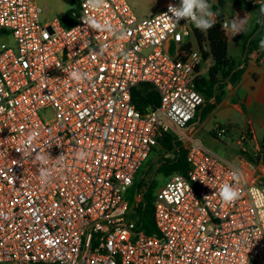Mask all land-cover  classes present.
<instances>
[{
  "label": "built area",
  "instance_id": "2783aa9c",
  "mask_svg": "<svg viewBox=\"0 0 264 264\" xmlns=\"http://www.w3.org/2000/svg\"><path fill=\"white\" fill-rule=\"evenodd\" d=\"M179 3L138 16L127 0L98 8L83 0L68 26L43 23L35 0H0V36L15 41L0 46V264H264V183L247 181L190 130L206 103L196 87L203 57L196 26L183 19L171 26L161 15ZM208 3L232 36L214 12L221 0ZM74 69L91 81L64 71ZM143 84L157 92L159 107H136ZM165 135L184 145L188 166L154 192L148 234L142 209L151 184L136 187V178ZM38 153L49 159L47 184ZM224 184L241 198L223 203Z\"/></svg>",
  "mask_w": 264,
  "mask_h": 264
},
{
  "label": "crops",
  "instance_id": "0c3cea01",
  "mask_svg": "<svg viewBox=\"0 0 264 264\" xmlns=\"http://www.w3.org/2000/svg\"><path fill=\"white\" fill-rule=\"evenodd\" d=\"M262 8L264 3L258 11L261 18L252 20L248 31L244 26L241 33L231 30L233 35L228 37L230 56L241 71L239 79L220 85L216 98L205 103L190 125L198 142L256 184L264 183V47L260 43L258 51L248 55L247 46L260 22L264 41ZM226 20L239 22L236 18ZM213 64L212 58L203 60L199 77H206ZM221 128L226 129L224 135L218 133ZM245 134L248 139L242 143ZM229 147L239 148L241 153L230 154Z\"/></svg>",
  "mask_w": 264,
  "mask_h": 264
},
{
  "label": "trees",
  "instance_id": "16d2710c",
  "mask_svg": "<svg viewBox=\"0 0 264 264\" xmlns=\"http://www.w3.org/2000/svg\"><path fill=\"white\" fill-rule=\"evenodd\" d=\"M227 1H233L235 3H241L240 0H221V5L224 7ZM243 0L242 2H244ZM250 7H253L250 3H247ZM262 5L256 6L254 8L260 10ZM73 11L67 13L66 24L70 26L73 23ZM194 34L196 37V42L198 47L202 50L203 60L212 58L214 64L210 68L208 75L206 77H199L196 82L197 89L205 96L206 103L210 100L216 98V93L220 85L225 82H236L241 71L237 69V64L229 53V41L225 31L221 29L220 24L215 23L214 27L208 29L207 31H202L200 29H194ZM254 38L250 40L247 46L248 55L253 52L258 51L259 45L261 43L262 31L261 22L258 24L255 32ZM204 45L209 47V52L203 51ZM193 48V44H187L184 49L186 53L190 52ZM134 104L140 111H145L148 107H159L160 97L155 92V90L147 84H143L140 88L134 91L133 97ZM174 139L172 136L165 135L158 140L165 150L175 153L173 159H165L157 172L169 178L171 175L177 172L185 173L187 170V158L186 151L182 149L181 143L173 144ZM146 180L142 178L136 182V187H141L146 185ZM154 183H151V187L146 195L149 205L143 210V214L146 217L144 222V227L148 234H153L155 229L153 227L152 214H153V200H154Z\"/></svg>",
  "mask_w": 264,
  "mask_h": 264
},
{
  "label": "rangeland",
  "instance_id": "374dc122",
  "mask_svg": "<svg viewBox=\"0 0 264 264\" xmlns=\"http://www.w3.org/2000/svg\"><path fill=\"white\" fill-rule=\"evenodd\" d=\"M36 4L42 9V21L43 23H49L54 20H60L63 23L67 21V13L69 11L77 10L79 3L83 0H35ZM134 12L138 16H145L155 12L159 7H161L167 0H127ZM215 13L217 10L214 11ZM220 16L226 19L236 18L238 21L240 19H245L247 31L249 30L250 23L252 20H256L258 17L261 18L258 9L250 7L247 1L241 3H235L233 1H227L224 8L220 10ZM231 25V22H230ZM231 29V27H230ZM2 44L14 45L15 41L12 36H0V46ZM174 49H172V52ZM51 115V113H49ZM184 146L183 144H181ZM186 146V145H185ZM230 148V147H229ZM230 154H240L241 150L239 148H230ZM253 156V154H251ZM175 153L165 150L160 144L154 148L149 159L144 163L141 170L139 171L136 181L138 182L142 178L146 180L145 183L155 184L154 191L156 192L162 186H164L169 178L157 172V169L165 159H173ZM229 157V156H228ZM264 182V178L261 180ZM255 264V263H252Z\"/></svg>",
  "mask_w": 264,
  "mask_h": 264
},
{
  "label": "clouds",
  "instance_id": "9594fccd",
  "mask_svg": "<svg viewBox=\"0 0 264 264\" xmlns=\"http://www.w3.org/2000/svg\"><path fill=\"white\" fill-rule=\"evenodd\" d=\"M104 0H88L89 6L93 8H98L103 5ZM211 5L208 3V0H180L179 5H168V13H171L172 16L169 17L168 13L161 14L163 18L169 20L171 22V26L178 24L181 19L190 20L196 28L207 31L214 27L215 21L212 19L214 13L210 10ZM264 12V8L261 9ZM215 15L219 16V13L216 12ZM86 25L95 31H100L104 29V25H101L94 19L84 20ZM246 23L245 19H240L237 23L235 20L229 26L228 24H223V28L231 27V30L234 33H241L244 28V24ZM261 47H264V41L261 42ZM104 51L103 48H100L98 54H102ZM68 76L71 77L75 82H85L91 81L92 77L84 72H81L79 69H74L70 73L67 70H64ZM11 101H9V104ZM4 111V108L0 106V112ZM36 133H31L26 141L27 145H31L33 140L36 138ZM23 155H27V153H23ZM88 153L83 150H78L76 152V157L80 160H85L87 158ZM35 162H37L40 167L38 168V175L42 183L47 184L52 179V172L46 165L49 163L48 156L44 154L38 153L35 156ZM235 178V174H234ZM256 190H253L255 194ZM219 196L223 203L232 204L235 203L238 199L241 198L240 191L230 184H224L219 189ZM207 198V196L205 197Z\"/></svg>",
  "mask_w": 264,
  "mask_h": 264
},
{
  "label": "water",
  "instance_id": "95a60500",
  "mask_svg": "<svg viewBox=\"0 0 264 264\" xmlns=\"http://www.w3.org/2000/svg\"><path fill=\"white\" fill-rule=\"evenodd\" d=\"M243 0H240V2H242Z\"/></svg>",
  "mask_w": 264,
  "mask_h": 264
}]
</instances>
